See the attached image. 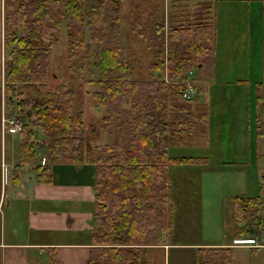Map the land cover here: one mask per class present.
Instances as JSON below:
<instances>
[{"label": "trees", "instance_id": "trees-1", "mask_svg": "<svg viewBox=\"0 0 264 264\" xmlns=\"http://www.w3.org/2000/svg\"><path fill=\"white\" fill-rule=\"evenodd\" d=\"M124 1L4 0V42L6 48L13 49L5 62L7 99L21 114L17 116L29 119L20 133L21 167L36 164L40 148L37 132L47 138L45 165L36 167L39 183H49L50 165H96L92 247L87 264H146L142 255L148 247L159 245L166 217L172 211L167 168L202 163L197 158L170 157L169 137L165 136L191 137L197 128L204 131V121L199 125L194 116L177 111L185 108L182 94L186 86L179 82L186 79L189 70L202 67L212 49L210 10L205 17L199 13L192 20L188 15L180 16L178 25L168 27L166 68L164 25L155 28L152 42L157 50L149 65L151 80L142 82L135 78L137 66L126 59L120 40V5ZM63 28L71 77L100 86L92 94L94 107L106 109L105 124L99 129L120 128L115 140L100 148L92 147L84 134L83 112L75 107L72 91H52L48 86L52 45L59 42ZM262 57L263 79L256 96L260 136L264 135L260 128V116H264V35ZM90 66L98 79L88 78ZM194 88L199 90L197 82ZM100 130L95 124L91 133ZM157 134L161 143L155 140ZM257 190L255 196L234 198L228 207L235 229L248 239L264 226L261 186ZM193 260L194 264H232V252L228 245L201 247L195 250Z\"/></svg>", "mask_w": 264, "mask_h": 264}, {"label": "crops", "instance_id": "crops-1", "mask_svg": "<svg viewBox=\"0 0 264 264\" xmlns=\"http://www.w3.org/2000/svg\"><path fill=\"white\" fill-rule=\"evenodd\" d=\"M166 1L156 0V3L145 4V10H152L144 12L142 15V19H147L151 14H154L155 28H159L160 24L164 25L162 32L164 34L165 68L169 49L168 27L178 25L180 16H186L177 10L178 5ZM207 1L208 5L206 6L208 9L206 11H211L212 5L216 9L213 17L212 51L204 66L201 67L200 65L198 69L188 71V78L191 71L197 77L198 95L193 101L185 103L188 104V111L177 112V114L186 115L188 113L191 116H198L197 122L204 121L206 123L203 122L204 125L202 126L204 134L190 137L195 140V142H192V140L188 142L190 147H182L179 145L181 142L177 138L171 139L169 137L167 153L170 157L181 154L180 157L176 158H197L202 159L198 161H203L198 164H203L206 161L210 164L204 165L206 167L201 170H195V168L192 170L183 169L184 174L190 175V179L193 180L191 176H196L197 181L200 179L201 185L198 184L196 190H193L190 185H185L186 179L183 175L180 180L177 178L181 186L179 189L175 187L176 175L174 179V174H176V168L174 167L176 166L168 167L167 173L171 180L170 200L175 208H177L175 206L177 198L173 194L175 195L179 190L182 196L183 209L185 207L187 210H191L196 205L201 206L205 211L204 218L211 217V219L216 220V225L213 227L210 219L204 230L202 222V238L205 237L209 241L207 245L203 246L226 247L230 243L225 242L224 237L226 217L224 208L226 206L230 207L232 200L236 197L248 194L255 196L259 191L253 193L250 190L248 191L247 187L250 186L248 162H258L259 160L257 135L259 110L256 104V96L259 90L258 84L263 79L262 68L260 79H252L250 75L252 69L257 73V67L262 66L261 41L264 0H246V3L242 6L227 3L239 0ZM28 2L31 3L32 1ZM163 2H165V5ZM166 6L169 7L170 11L169 14L167 13V17L163 15V8ZM236 8H239V10ZM221 11H226V15L234 18V31L240 33V41H237L239 43L233 42V52L228 54L234 56L240 63H243L244 59L247 60V81L241 79L242 76L240 78L231 77L232 68L224 67L229 65L224 64V61L218 63L217 58V62L211 65L212 72L209 71L213 74V82H216L217 86L215 88L210 86V89H205L202 87V78L206 75L210 61L215 58V55L219 56L217 52L219 38L214 37L215 31L217 32L222 24L224 25L230 20L229 18L220 22L219 15ZM158 14L160 16L156 18ZM198 14L195 11V14L188 15V17L192 20L198 17ZM242 17H244L243 23L246 22V30L244 24L240 25V18ZM252 32L255 34L254 40L256 39V43L254 50L249 52V44H254V42L252 43ZM3 33L4 0H0V40H3ZM234 35H237V33L234 32ZM173 41L178 42L177 39H173ZM245 42L246 54L243 50ZM251 56L255 63H258L255 67L248 61ZM221 74L229 76L222 77ZM199 76H202V78L200 79ZM164 79L167 82L166 72L164 73ZM249 81L255 84V90L253 84H250ZM242 82H248L244 83L245 85L248 84L247 87L245 86L246 91H242ZM194 106H197V111H193ZM1 118L2 110L0 107V128L2 130L4 127L2 128ZM95 121L98 120H94L93 125L98 124ZM4 131L17 134L6 129ZM115 138L116 135L114 134L112 141ZM155 140L161 143V136L157 134ZM170 140L173 141L172 144ZM37 141L40 148L36 156V164L26 169L22 168L25 170H22L23 174H18V171L21 170L18 168L20 165V139L16 144H12L13 147L8 150L9 155L6 153L1 154L0 174L6 175L8 173L11 180L7 193H0V211L7 203L6 208H9L12 212L9 217H0V264H87L90 256L89 250L92 247L90 235L93 209L95 208V189L93 186L96 179V165L83 163L50 165L49 183H39L36 167L46 159L47 138L42 135V139ZM198 142L203 146L194 147ZM184 144L187 145V143ZM95 147L99 148V144H95ZM195 149H201L202 152L194 153ZM211 162H218L220 163L218 166L222 167L219 169L211 167ZM184 189L185 194L182 192ZM191 192H196L198 195H192ZM260 192H263L262 185ZM184 201H187V203H184ZM211 209L212 211H210ZM198 215L200 216V214ZM172 228L173 224L170 229L171 242L166 245L152 246L150 250L156 251L154 249H159V247L177 246L173 242ZM161 236L165 237L166 233L161 234ZM175 236L177 235L175 234ZM20 238H23L24 241H20ZM200 242H203V240L201 239ZM198 246L202 247V243Z\"/></svg>", "mask_w": 264, "mask_h": 264}, {"label": "rangeland", "instance_id": "rangeland-1", "mask_svg": "<svg viewBox=\"0 0 264 264\" xmlns=\"http://www.w3.org/2000/svg\"><path fill=\"white\" fill-rule=\"evenodd\" d=\"M28 1H34V0H28ZM170 2V4H176L178 5L177 10L185 15H192L195 14V11L198 13H201L202 17H205L206 12L208 13V10L206 11V5H208L207 0H167ZM166 1V2H167ZM149 2H144L142 0H125L120 5V22H119V28H120V40L123 45V50L126 59L137 66V71L135 73V78L144 82L151 80L150 72L151 67L149 65L155 61V53L157 48L155 49L153 47V39H154V30H155V21L154 14H151L147 19H142V15L144 12H149L152 9H146L145 10V4H148ZM151 3H156V0H151ZM222 3V2H218ZM228 4H237L239 6H242L246 3V0H239V1H232L227 2ZM165 5V2H163ZM180 4V6H179ZM199 7V8H198ZM211 8V7H210ZM222 8V7H221ZM202 9V11L200 10ZM220 9V8H217ZM239 10V8H236ZM215 10L213 5L211 8V11L208 14L212 21L213 26V17ZM169 7L163 8V15L167 17V13L169 14ZM162 13V12H161ZM217 13V12H216ZM158 14L156 16L159 17ZM220 22L223 20H227L230 17L226 15V11L220 12ZM194 18V17H193ZM166 19V18H165ZM140 20V21H139ZM168 20V19H167ZM166 20V21H167ZM190 20V19H189ZM164 21V20H163ZM234 18H230L229 22H226L224 25L222 24V27H219V30L215 31V38L218 37V55H215V58L210 61V64H208V69L206 72V75L202 78V76H199V78H202L203 88L210 89V86L215 88L217 86L216 82H213V74L209 73V71L212 72V63L217 62L218 63L225 62L224 64H227L229 66L224 67H231L232 68V74L231 77L233 78H240L241 76L245 79L248 76L247 68H248V62L246 59H244L243 63H240L239 60H237L234 56H231L228 54L229 52H233L234 49V43L238 44L237 42L241 36L238 31H234L235 29V22ZM244 22V17L240 18V25H245L246 30V22ZM264 25V16L262 12V27ZM214 27V26H213ZM226 29V31H224ZM237 33V35H234V32ZM252 43L249 44L248 51L252 52L254 50V46L256 43L255 34L252 32ZM263 30H262V53H261V63L257 67V73L255 70L252 69L250 77L252 79H260L261 76V68L263 67ZM4 33H3V40H0V107L2 110V130L0 128V158L2 153H6L9 155L8 150L13 147V143L16 144L19 139L21 140L20 133L17 134H11L8 132H5L4 129L8 130L10 132V128L6 127V124L4 123V117H12L21 115L18 114L13 104H10L7 99V91L5 89L4 84V71H5V62L10 57L11 52H13L12 48H6L5 42H4ZM240 41V40H239ZM247 41V40H246ZM234 42V43H233ZM217 43V41H216ZM239 50V49H238ZM245 54L247 53L246 49V42H245V48L243 49ZM212 49L210 50L211 54ZM241 54V51H240ZM51 66L49 70V76H48V86L50 90H60L65 91L70 89L73 93V101L75 104V107L83 112L84 117V134L89 138V143L92 145V147H95V144H99V148L103 147L107 143H111L112 138L114 139V134L116 135L120 128L116 127V125H113L109 129L104 131H101L99 129L100 124H105V121L103 119L104 116H106V109L104 108H95L94 107V101L92 98V94L100 89V86L98 84L93 83H87V80L79 82L74 77H71L70 73L68 72V66H67V38H66V31L65 28L62 29L59 42H55L52 45L51 49ZM209 61V60H208ZM207 61V63H208ZM249 63L255 67L258 65V63H255L252 56L249 58ZM205 65V62L202 64ZM196 70V69H194ZM259 71V72H258ZM88 72V78L90 80H96L98 79V73L95 71L93 67H89L87 69ZM165 72V71H164ZM222 77H226L229 75L221 74ZM262 77H263V71H262ZM212 81V82H211ZM247 81V80H246ZM248 82H242V91H246L248 84H244ZM250 84H253V82H250ZM179 84H182L184 86H187V83L185 79L182 82H179ZM255 84H253V88L255 90ZM187 88V87H186ZM233 90V89H232ZM205 91V90H204ZM208 93L207 91H205ZM190 97L194 99L195 96L198 95L197 91L192 89V93H190ZM183 98V97H182ZM184 99V98H183ZM193 101V100H191ZM184 99V107L181 110H178L177 112H183L188 111V102ZM257 104V103H256ZM197 106H194L193 111H197ZM188 114V113H187ZM186 114V115H187ZM22 122L24 124H28L29 119L25 117H21ZM198 116H194L193 120H196L197 122ZM94 120H98V126L96 125L97 129L100 130V132L96 133L95 135L91 133V129L93 128V122ZM180 121V120H179ZM199 125H201V121L198 122ZM29 125V124H28ZM198 125V126H199ZM260 128L264 130V116H260ZM260 129V131H262ZM12 131V130H11ZM202 132V134H201ZM196 135L201 134L199 136H202L204 134V131L197 128ZM169 134V133H168ZM258 135V132H257ZM37 140L42 139V134L40 132H37L36 134ZM166 138L170 137L169 135L165 136ZM193 137V135H191ZM181 143H179L182 147H190L188 145V142L192 140V142H195L192 138L188 137H179L177 138ZM258 155L259 160L258 162H248V178L250 182V186L247 187L248 191H252L255 193L258 187L262 185V194L264 195V135L260 136L258 135ZM93 142V143H92ZM172 140H170V143L172 144ZM166 143H169L168 140H166ZM184 143H187L184 144ZM203 146L201 143H196L194 147H200ZM202 152L201 149H195L194 153H200ZM175 157H180L181 154L174 155ZM194 158H192L193 160ZM203 162V161H202ZM21 163V157L20 162ZM210 164L209 162H205L203 164L198 163H188L185 165H173L176 166V174H174V179L176 175V179L174 182V185L176 188L179 189L180 181L178 182V179L182 177V175L185 177L186 182L185 185H190V187L193 190H196L197 185H201L200 179L198 181L196 180V176H191L193 178L190 179V175L184 174V170H192L195 168V170H201L203 167H206L204 165ZM218 162H211V167H214L216 169H219L222 166H218ZM234 164V163H233ZM30 166H23L19 165L18 174H23L22 170L29 168ZM24 168V169H22ZM191 168V169H190ZM183 170V171H182ZM25 171V170H24ZM170 178V176H169ZM178 178V179H177ZM184 179V178H183ZM10 176L8 173L6 175L0 174V193L6 194L7 190L10 187ZM188 181V182H187ZM229 184V182H228ZM260 184V186H259ZM169 185H171V180L169 181ZM188 188V187H187ZM189 189V188H188ZM182 192L185 194V189L182 190ZM192 195H198L196 192H191ZM14 195V193H13ZM262 195V196H263ZM177 198V201L175 202V206H172V211L170 214L166 217L165 220V226L166 229L164 233H166V236H160L158 239L159 245H166L169 244L172 240L171 236V225L173 224L172 232H173V242L177 246H171L170 248H163L159 247V249H154L156 251L150 250V247L146 249V252L142 255V259L146 262V264H194L193 256L195 253V250L197 248H201L198 245L202 243V247H205L203 245H207L209 243L208 240L201 235L202 232V222H203V230L205 227L208 226V221L211 219V217H205L204 218V208L201 206H195V208L191 210H187L185 207L182 208L183 201L182 196L180 194V191L178 190L175 195ZM264 198V196H263ZM173 201V200H172ZM184 203H187V201H184ZM7 203L3 206L2 211H0V217H9V214H11L12 210L9 208H6ZM226 217H225V225H224V237L225 242L230 243L228 245V248H230L232 252V264H264V226L258 228V233L255 235V237H251L248 239V235H244L243 232H239L235 229L234 223H233V217H231L230 210L228 206L224 208ZM212 211V209L210 210ZM200 214V216L198 215ZM264 219V214H263ZM195 220V221H194ZM211 225L214 227L216 225V220L211 219ZM163 234V233H162ZM175 234L177 236H175ZM241 235L243 236L241 239ZM254 236V235H253ZM201 239L203 242H200ZM20 241H24L23 238H20ZM236 243H241V245H237ZM246 245V246H245Z\"/></svg>", "mask_w": 264, "mask_h": 264}, {"label": "built area", "instance_id": "built-area-1", "mask_svg": "<svg viewBox=\"0 0 264 264\" xmlns=\"http://www.w3.org/2000/svg\"><path fill=\"white\" fill-rule=\"evenodd\" d=\"M193 87L191 85H188L187 90L183 93V98L184 99H191L190 93H192ZM6 122V121H5ZM7 124L10 126L11 130L13 132H20L22 129V121L19 118H13L11 120L7 121Z\"/></svg>", "mask_w": 264, "mask_h": 264}]
</instances>
